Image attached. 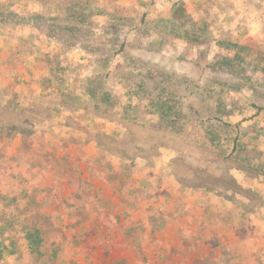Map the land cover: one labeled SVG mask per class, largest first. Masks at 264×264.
Returning <instances> with one entry per match:
<instances>
[{
  "label": "rangeland",
  "instance_id": "obj_1",
  "mask_svg": "<svg viewBox=\"0 0 264 264\" xmlns=\"http://www.w3.org/2000/svg\"><path fill=\"white\" fill-rule=\"evenodd\" d=\"M0 10V264H264V0Z\"/></svg>",
  "mask_w": 264,
  "mask_h": 264
},
{
  "label": "trees",
  "instance_id": "obj_2",
  "mask_svg": "<svg viewBox=\"0 0 264 264\" xmlns=\"http://www.w3.org/2000/svg\"><path fill=\"white\" fill-rule=\"evenodd\" d=\"M13 10L15 11V7ZM0 13H3V12L0 10ZM74 14L76 15L75 12H74ZM79 14H83V12L80 11ZM37 16L38 15H36L35 17H37ZM40 17H38V18H40ZM55 20H57V18H55ZM45 26L50 28L52 31H56V32L60 31V30L71 32L72 30L75 31V29H76L72 26H68V25L62 26V25L55 24V23L52 25L45 24ZM187 36H189V35H187ZM98 79H100V77L96 76L95 78L90 79L88 81L90 83V85H92V89H86L85 92L87 93V95L91 99L97 98V97H95V94L102 91L100 88V85L98 83ZM138 87L141 88V85H138ZM158 88H159V94L156 97L155 96L149 97L148 96V95H150L149 93L142 92L141 93V95H142L141 101L145 102L147 105H149L148 109H149L150 113L156 115L158 117L159 121H161L165 126L173 128L176 126L175 124L182 121L185 117L183 116L181 111L178 109L176 104L174 105L173 103H171V100L169 98L162 96V94L167 91V89H166L167 87L161 86V84H158ZM106 99H107V95H106V93H103V95L99 98V101L106 102ZM123 118L128 119V120H137V119H135L133 113H129L127 111L124 113ZM142 122L144 124H146V121H142ZM237 138L238 137H236L233 140V149L234 150L237 148V144H238Z\"/></svg>",
  "mask_w": 264,
  "mask_h": 264
}]
</instances>
